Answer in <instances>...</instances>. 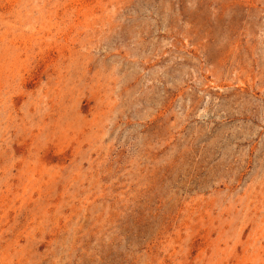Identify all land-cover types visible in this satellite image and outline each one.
I'll list each match as a JSON object with an SVG mask.
<instances>
[{"label": "rangeland", "instance_id": "374dc122", "mask_svg": "<svg viewBox=\"0 0 264 264\" xmlns=\"http://www.w3.org/2000/svg\"><path fill=\"white\" fill-rule=\"evenodd\" d=\"M0 264H264V0H0Z\"/></svg>", "mask_w": 264, "mask_h": 264}]
</instances>
